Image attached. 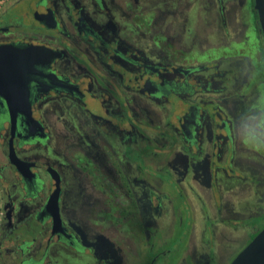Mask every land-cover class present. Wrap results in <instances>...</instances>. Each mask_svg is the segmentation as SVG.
Segmentation results:
<instances>
[{"label":"flooded vegetation","instance_id":"af4514ba","mask_svg":"<svg viewBox=\"0 0 264 264\" xmlns=\"http://www.w3.org/2000/svg\"><path fill=\"white\" fill-rule=\"evenodd\" d=\"M8 44L54 56L0 85V264H230L263 228L254 0H15Z\"/></svg>","mask_w":264,"mask_h":264},{"label":"water","instance_id":"95a60500","mask_svg":"<svg viewBox=\"0 0 264 264\" xmlns=\"http://www.w3.org/2000/svg\"><path fill=\"white\" fill-rule=\"evenodd\" d=\"M254 9L257 13L260 31L264 40V0H254ZM53 57L51 50H45L43 47L29 46L25 48L16 47L14 45H0V85L7 80L11 73H25L32 66L36 57V61L40 62L42 58ZM31 61H30V60ZM23 87L26 91L28 80L23 76ZM9 106H11L8 101ZM24 107L28 108L27 97L23 102ZM12 113V112H11ZM12 113L11 127L15 125V117ZM29 119V118H28ZM54 206L56 217L58 218L57 196L52 195L48 201V207ZM230 264H264V226L251 239V241L237 254Z\"/></svg>","mask_w":264,"mask_h":264},{"label":"clouds","instance_id":"9594fccd","mask_svg":"<svg viewBox=\"0 0 264 264\" xmlns=\"http://www.w3.org/2000/svg\"><path fill=\"white\" fill-rule=\"evenodd\" d=\"M248 119L254 123L245 125L243 132L245 142L264 145V109H254Z\"/></svg>","mask_w":264,"mask_h":264},{"label":"rangeland","instance_id":"374dc122","mask_svg":"<svg viewBox=\"0 0 264 264\" xmlns=\"http://www.w3.org/2000/svg\"><path fill=\"white\" fill-rule=\"evenodd\" d=\"M13 2H15V0H4L2 5H1V8H0V14H1V12H3V10L9 8L13 4ZM243 14H248V15L252 14V6L251 5L250 6L246 5V7L244 8ZM197 23H199V22H197ZM248 26H249V28L251 27V23L250 22H248ZM173 28H175V27L173 26ZM168 31H170V29ZM181 39L180 40L178 39V43L182 45V42H184V40H181ZM255 207L256 206L254 205L253 201H250V203H248V204L247 203L242 204V206H241L242 209H244L245 211L247 210L249 212H251L252 210L254 211ZM249 212H247V215L250 214ZM248 221H249V219H248ZM208 225H209V223H208ZM252 226H253V228L255 230L256 227H255L254 223L252 224ZM252 229L250 227L248 228V231H247V233H248L247 234V236H248L247 242L242 243L241 247L244 248L251 241V239L255 236L256 233ZM220 242H222V241H220ZM216 245H217V242H216ZM223 264H225V263H223Z\"/></svg>","mask_w":264,"mask_h":264},{"label":"built area","instance_id":"2783aa9c","mask_svg":"<svg viewBox=\"0 0 264 264\" xmlns=\"http://www.w3.org/2000/svg\"><path fill=\"white\" fill-rule=\"evenodd\" d=\"M3 1H4V0H0V8H1V5H2Z\"/></svg>","mask_w":264,"mask_h":264},{"label":"trees","instance_id":"16d2710c","mask_svg":"<svg viewBox=\"0 0 264 264\" xmlns=\"http://www.w3.org/2000/svg\"><path fill=\"white\" fill-rule=\"evenodd\" d=\"M256 234H257V233H256ZM256 234H255V235H256Z\"/></svg>","mask_w":264,"mask_h":264}]
</instances>
